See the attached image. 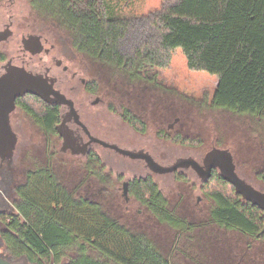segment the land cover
<instances>
[{"label": "trees", "instance_id": "1", "mask_svg": "<svg viewBox=\"0 0 264 264\" xmlns=\"http://www.w3.org/2000/svg\"><path fill=\"white\" fill-rule=\"evenodd\" d=\"M47 1L91 55L131 68L164 69L180 50L189 71L217 78L213 108L264 119V0H162L158 10L127 19L106 16L99 0ZM30 100L37 107L22 108L51 132L53 122L46 124L39 113L43 102L35 96ZM214 181L216 189L208 193L217 204L212 218L226 229L260 233L261 213L242 204L230 185ZM133 189L160 222L177 223L150 181ZM16 193L15 213L7 215L8 231L2 234L15 257L59 262L76 246L78 255L69 264H171L98 204L71 195L49 168L27 173ZM84 244L101 259L88 256Z\"/></svg>", "mask_w": 264, "mask_h": 264}, {"label": "flooded vegetation", "instance_id": "2", "mask_svg": "<svg viewBox=\"0 0 264 264\" xmlns=\"http://www.w3.org/2000/svg\"><path fill=\"white\" fill-rule=\"evenodd\" d=\"M18 1L20 0H0V77L9 70L20 69L41 77L51 87L52 93L49 95V102L41 100L43 104L40 103L41 112H39L46 124L53 122L51 132H48V130L39 125L22 108L26 106L23 104V101L33 98L32 95L26 94L16 99L14 111L20 110L25 116H29L35 125L37 124L36 126L41 130L43 135L56 139L51 140L48 145H45L47 146V150L51 152V158L56 157L61 160L64 157H68L67 154H69L71 158L77 160L78 164L76 168L79 171V175L75 177V180L74 178L69 179L73 181V189L77 188V191H84L85 195L82 196L83 198L93 201L102 208L103 206L96 200L102 193V189L110 191L109 193L113 189L117 191L121 190V195L126 203L129 201L127 195L130 194L137 204L145 207L148 213H150L148 208L133 195L135 183L140 185L146 181H150L156 187L158 193L161 194L153 177L163 176L165 179L166 177H170L172 181L184 184V181L188 179L187 173L191 172L199 180V190L201 191L205 190L204 187L211 184L214 180L225 182L217 169H212L208 180H203L201 178L202 172L194 170L191 166L181 167L167 173L154 172L145 155L153 163L164 168H171L177 162L183 160H194L203 171L206 167V154L213 148H220L213 145L203 156H199L198 158L186 153L166 161L170 158L169 155L175 146L173 144L191 148L193 139H188L187 137L181 138L176 133L161 132L159 126V108H156L152 104V95L145 97L144 91H137V89L129 91V88L135 86V81L131 82L128 75L131 77L135 76L134 78L138 79V73H140L141 68L138 66L131 68L114 64L104 60L100 55L93 56L85 51L86 49L82 48L74 31L60 20L59 11H54L47 0H39L40 3L42 2L40 5L48 6L47 10H52L56 14L58 25V29L56 30L47 27L46 20H42L43 23L41 22V25H37L34 22L33 18H31L34 13L33 0H26L30 6V11L28 16L23 19L22 17L25 16L23 15L24 8L17 5ZM105 67L108 71L111 70L110 79H113V84L108 89H106V84L103 83L104 80L102 82V71ZM120 71L122 73L118 75ZM128 82L131 83L128 84ZM137 82L143 85L141 80ZM97 106L102 107L100 110L103 111L102 113L110 115L107 116V126L104 124L100 125V122L98 123L100 112L95 109ZM26 107L29 108L28 106ZM13 112L10 114V126L14 132L13 127H16L18 131L21 129L22 120L18 119L13 122L11 120ZM50 114L52 115L50 116ZM52 117L54 118L52 119ZM174 117V122L169 124L171 132L175 128L174 124H178L179 122V118L177 116ZM258 119L260 120V118ZM150 124L153 126L152 135L145 139L144 136ZM126 127L127 129L131 128L134 135L124 130ZM161 139L164 140L163 148L160 146ZM95 140L102 141L108 146L131 152L134 157L120 154L111 147H103L95 142ZM186 142L189 144H185ZM98 146L107 150L104 160L101 159L96 151L95 147ZM54 147H59L57 154L53 151ZM253 149H255V153L252 150V155H250L251 161L254 162V166H252L254 171L253 177L248 179L241 176L233 157L235 172L240 179L248 183L254 190L264 194V149L262 146L258 147V149ZM247 152H250V149ZM124 159H128L133 163L128 169L130 172L129 178L124 176L126 172L125 168L128 166L124 165ZM106 168L107 170L103 171ZM117 169H121V172H118L119 170ZM256 169L259 170L255 171ZM31 171L25 173L24 182L27 173ZM16 173V168H13V158L11 163H7L6 161L0 162V248L5 247L2 234L8 231L6 217L11 213L9 210L11 206L10 201L7 198H12V196L18 198L16 189L23 185L13 187L16 182ZM121 176L126 180L121 183L122 188H119L118 183L120 182L118 181ZM177 179L178 181H176ZM58 184L60 183L58 182ZM69 193L72 195L71 192ZM110 195H106L107 199H114ZM162 197L166 202V198L163 195ZM238 197L242 204L260 212L261 217L264 219V211L260 210L257 206L243 202L241 197ZM214 203V209H216L217 204L215 201ZM109 206H113L112 201L109 203ZM180 206L182 210L186 209V204H181ZM165 207L170 212L167 208V202L165 203ZM212 211L210 212L212 222L214 221L218 227L225 230H231L220 226L212 218ZM170 214L173 216L171 212ZM150 215L153 216L151 213ZM111 218L114 219L113 217ZM173 218L178 221L174 216ZM155 219L159 221L157 218ZM117 222L119 223V221ZM171 225L173 227L176 226V224ZM233 231L238 233V237L236 242L230 244L224 239H218L219 237L216 235H208L206 232L201 233L202 242L205 246L203 249L204 251L206 250L207 258L209 259L208 263L264 264V227L260 233L255 235L244 234L237 230ZM0 259L10 264L60 263V261L56 262L54 259L48 261L40 257H35L34 259L25 255L15 257L8 251L7 255L0 253Z\"/></svg>", "mask_w": 264, "mask_h": 264}, {"label": "rangeland", "instance_id": "3", "mask_svg": "<svg viewBox=\"0 0 264 264\" xmlns=\"http://www.w3.org/2000/svg\"><path fill=\"white\" fill-rule=\"evenodd\" d=\"M99 1L103 2L102 7L106 16L108 14L113 18L120 19L145 17L149 13L158 10L162 3V0ZM41 3L39 0H33L34 13L31 18L37 25H41L42 20H46L47 27L58 29L56 14L52 10H47L48 6H41ZM17 5L24 8L23 15L25 16L22 18L25 19L30 11V6L26 0L18 1ZM139 72L138 79L134 78L135 76L128 75L131 82L135 81V86L129 88V91L137 89V91H144L145 97L152 95V104L159 108L161 132L176 133L181 138L193 139L191 148L173 144L175 146L172 147L170 158H167L166 161L186 153L198 158L214 145L231 152L241 176L248 179L253 177L252 166H254V162L251 161L250 155H252V150L255 153L253 148L258 149L262 146L264 149V119L259 120L257 117L248 114H236L226 109L213 108L211 101L217 86V78L206 73L189 71L185 57L180 50L172 54L170 63L166 68L146 67L141 68ZM111 73V70L108 71L106 67L103 68L102 82L104 80L103 83L106 84V89L113 84V79H110ZM121 73L122 71L118 72V75ZM136 80H141L143 85ZM131 82H128V84ZM23 102L29 108H36L38 105L37 102H32L30 99ZM101 108L100 106L95 107L100 112L98 123L107 126V116L110 115L102 113ZM174 116L179 118V122L174 124L175 128L171 132L169 124L174 122ZM18 119L22 120V125L19 131L16 127H13L18 139L13 156V168L15 167L17 171L16 182L13 187L23 184L26 172L49 167L53 171L57 182L71 192L74 197L84 196V191H77V188L73 189V181L69 179L74 178L75 180V177L79 175L76 168L77 160L71 158L69 154H67L68 157L61 160L56 157L51 158V152L47 150L45 145L56 139L43 135L36 126L37 124L35 125L34 121L29 116H25L20 110L14 111L11 115L13 122ZM152 128L153 126L150 124L144 136L145 139L152 135ZM124 130L134 135L131 128L127 129L126 127ZM185 144L189 143L186 142ZM160 146L162 148L164 146L163 139L160 141ZM54 148L53 151L57 154L59 147ZM95 148L98 155L104 160L107 150L100 146ZM248 149H250V152H247ZM44 151L46 152L44 153ZM123 162L125 166L128 165L125 168L124 176L129 178L130 172L128 169L133 163L128 159H124ZM106 170L107 168L103 171ZM117 170L121 172V169ZM257 170L259 169L255 171ZM187 176L188 179L184 181V184L176 183L170 177H166V179L163 176L153 177L157 188L166 198L167 208L178 219L175 227L157 221L148 213L145 207L137 204L130 194L127 195L129 201L126 203L121 195V190L113 189L109 193L110 191L102 189V195L100 194L96 200L103 206L102 208L109 216L119 221L133 234L146 238L154 249L171 264H209L208 255L206 250L203 249L205 246L202 242L201 233L206 232L208 235H216L219 237L218 239H224L229 244L236 242L238 233L218 227L211 220L210 212L214 209L215 203L208 198V193L209 190L216 189L215 186L218 182H211L205 190L201 191L199 190V180L191 172L187 173ZM125 180L123 176L120 177L118 181L120 182L118 183L119 188H122L121 183ZM109 194L114 199H107L106 195ZM7 199L11 205L10 212L15 213V204L18 202V198L12 196V198ZM109 201H112L113 206H109ZM181 204H186L185 210H182ZM84 246L88 256L96 260L101 259L94 250L85 244ZM78 251L79 249L76 246L66 251L59 264L69 263L71 258L78 255ZM0 253L7 255L5 247L0 248Z\"/></svg>", "mask_w": 264, "mask_h": 264}, {"label": "water", "instance_id": "4", "mask_svg": "<svg viewBox=\"0 0 264 264\" xmlns=\"http://www.w3.org/2000/svg\"><path fill=\"white\" fill-rule=\"evenodd\" d=\"M51 87L47 82L39 76L27 73L20 69H12L7 71L0 77V162L11 163L13 154L17 145V137L10 126V114L15 109L16 99L23 97L26 94L35 96L44 102H49L48 98L51 92ZM103 147L114 148L117 152L123 155L134 157L131 152L123 151L117 147L108 146L102 141L95 140ZM151 169L157 173H167L175 171L181 167L191 166L194 170L202 172L201 178L208 180L212 169H217L222 179L231 185L234 193L241 197L243 202L257 206L264 211V194L254 190L248 183L240 179L235 172V165L231 152L227 149L213 148L206 154V167L202 168L194 160L177 162L171 168H164L153 163L147 155H145ZM0 264H10L7 261L0 259Z\"/></svg>", "mask_w": 264, "mask_h": 264}]
</instances>
